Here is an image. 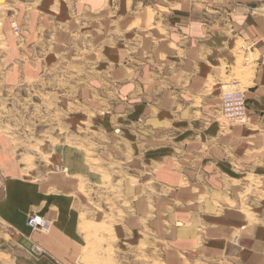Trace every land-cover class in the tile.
I'll use <instances>...</instances> for the list:
<instances>
[{
	"label": "rangeland",
	"instance_id": "1",
	"mask_svg": "<svg viewBox=\"0 0 264 264\" xmlns=\"http://www.w3.org/2000/svg\"><path fill=\"white\" fill-rule=\"evenodd\" d=\"M189 2L0 3V112L9 110L0 115V202L9 185L39 184L61 166L76 182L68 197L77 203L78 233L90 241L87 260L105 244L101 263L113 264L134 245L130 234L143 240L138 256L160 255L163 233L192 227L194 187L209 183L210 142L242 156L258 146L240 143L262 135L250 126L258 118L249 96L264 82V20L242 11L264 0H201L195 22L181 14ZM231 2L239 14L227 16ZM194 25L201 31L191 33ZM225 93L243 97L245 123L225 119ZM65 151L82 159L65 161ZM68 163L81 170L70 173ZM243 171H219L217 186L263 187ZM2 233L0 226L7 254Z\"/></svg>",
	"mask_w": 264,
	"mask_h": 264
},
{
	"label": "crops",
	"instance_id": "2",
	"mask_svg": "<svg viewBox=\"0 0 264 264\" xmlns=\"http://www.w3.org/2000/svg\"><path fill=\"white\" fill-rule=\"evenodd\" d=\"M15 1L24 3L29 0H0V3L16 8ZM189 1L191 4L181 9L183 12L180 13L188 17L189 21L195 22L204 14L201 0ZM231 7L227 3L225 15L239 14V9H234L233 2ZM242 12L257 15L258 20H264V7L250 9L245 6ZM182 30L186 31L183 27ZM197 31H201L200 25H194L191 33ZM258 31L261 34L260 39L262 38L261 48H264V29L260 27ZM223 79L228 84L240 85L235 78L226 76ZM261 80L258 79L255 89L250 91L249 98L253 99L250 100L249 112L254 114L252 119L258 118L255 120L257 122L250 124L251 128L261 129L262 135L240 143L258 146L250 148L242 156L235 154L234 147L229 149L228 141L225 144L229 152L225 154L210 142L209 183L204 187H194L195 212L192 227L185 224L174 229L172 235L169 230L168 236L163 233L160 255L159 252L150 250L144 257L137 254V241L143 240L138 235L130 234L129 241L135 242L134 245H130L129 251L124 253L125 256L117 253L113 264H264V82ZM63 159L78 161L82 156L78 151H65ZM238 164L244 169L240 173L259 177L263 187L217 186L218 172H236L240 169ZM66 165L70 173L81 170L79 163ZM4 169L7 173L10 170L6 164ZM55 170L42 175L39 184H11L3 191L0 226L7 232L2 235L7 237L4 236L1 240L9 244L11 252L0 253V264H102L105 244H99L100 249L92 259L87 260L83 254L89 248L90 241L78 233L75 216L77 203L74 198L68 197L69 191L76 187V182L61 175V166L57 165ZM28 215H39L47 219L52 226L50 234L31 231L26 225ZM136 220L131 219L130 223ZM21 238H25L34 250H40V256H33L20 245Z\"/></svg>",
	"mask_w": 264,
	"mask_h": 264
},
{
	"label": "built area",
	"instance_id": "3",
	"mask_svg": "<svg viewBox=\"0 0 264 264\" xmlns=\"http://www.w3.org/2000/svg\"><path fill=\"white\" fill-rule=\"evenodd\" d=\"M221 111L227 121L243 124L246 111L243 97L239 93H225L221 98ZM27 227L32 231L45 230L50 222L42 216L34 215L27 220Z\"/></svg>",
	"mask_w": 264,
	"mask_h": 264
},
{
	"label": "water",
	"instance_id": "4",
	"mask_svg": "<svg viewBox=\"0 0 264 264\" xmlns=\"http://www.w3.org/2000/svg\"><path fill=\"white\" fill-rule=\"evenodd\" d=\"M19 244L28 250L33 256L38 257L33 253V246L25 238H21Z\"/></svg>",
	"mask_w": 264,
	"mask_h": 264
},
{
	"label": "bare ground",
	"instance_id": "5",
	"mask_svg": "<svg viewBox=\"0 0 264 264\" xmlns=\"http://www.w3.org/2000/svg\"><path fill=\"white\" fill-rule=\"evenodd\" d=\"M8 114H9V110L7 108H2L0 115H8ZM33 253L36 256H40V253H38L36 250H34V247H33Z\"/></svg>",
	"mask_w": 264,
	"mask_h": 264
}]
</instances>
